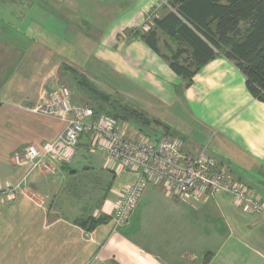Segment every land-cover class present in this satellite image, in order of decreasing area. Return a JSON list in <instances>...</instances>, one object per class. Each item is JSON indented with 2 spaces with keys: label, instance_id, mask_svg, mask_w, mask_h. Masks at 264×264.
<instances>
[{
  "label": "crops",
  "instance_id": "crops-1",
  "mask_svg": "<svg viewBox=\"0 0 264 264\" xmlns=\"http://www.w3.org/2000/svg\"><path fill=\"white\" fill-rule=\"evenodd\" d=\"M165 1L0 0V187L15 190L0 197V264H264V208L252 212L227 191L183 196L162 181L148 182L128 221L114 228L112 205L137 171L116 166L88 136L52 173L12 160L64 127L29 108L56 85L60 56L51 46L71 34L81 46H96L93 55L135 81L150 103L180 108L176 124L154 114L155 131L180 138L187 152L206 147L264 204V102L223 54L189 80L170 68L176 50L188 47L153 25L168 13ZM149 12L158 51L141 35ZM122 122L137 137L140 128ZM99 213L105 219L93 227L79 223Z\"/></svg>",
  "mask_w": 264,
  "mask_h": 264
},
{
  "label": "built area",
  "instance_id": "built-area-1",
  "mask_svg": "<svg viewBox=\"0 0 264 264\" xmlns=\"http://www.w3.org/2000/svg\"><path fill=\"white\" fill-rule=\"evenodd\" d=\"M41 99L29 110L61 119L64 127L52 141L30 143L15 152L13 162L30 163L52 173L73 160L81 137L88 136L92 148L102 152L116 166L137 171L135 181L124 188L112 205L110 216L114 228L128 221L148 182L162 181L172 192L183 196L198 191H227L236 203H243L252 212L264 208L255 191L234 179L225 165L218 164L207 153L206 147L187 152L178 137L129 136L121 121L113 116L103 112L96 114L92 107L75 103L66 85L43 90ZM14 192L10 186L0 187V197L13 196Z\"/></svg>",
  "mask_w": 264,
  "mask_h": 264
},
{
  "label": "trees",
  "instance_id": "trees-1",
  "mask_svg": "<svg viewBox=\"0 0 264 264\" xmlns=\"http://www.w3.org/2000/svg\"><path fill=\"white\" fill-rule=\"evenodd\" d=\"M167 6L168 13L161 19L153 18L152 23L188 47L177 49L169 59V66L177 75L189 80L200 66L223 54L242 72L249 93L264 102V0H169ZM144 32V41L158 51L155 29L149 27ZM61 67L84 76L78 84L86 86L99 100L109 98L107 93L96 90L84 72L64 63ZM92 108L96 114L107 113L118 121H129L130 116H135L136 121L146 119L134 107L122 115L101 106ZM104 219L103 215L91 216L79 223L91 228Z\"/></svg>",
  "mask_w": 264,
  "mask_h": 264
},
{
  "label": "rangeland",
  "instance_id": "rangeland-1",
  "mask_svg": "<svg viewBox=\"0 0 264 264\" xmlns=\"http://www.w3.org/2000/svg\"><path fill=\"white\" fill-rule=\"evenodd\" d=\"M166 3L167 0L165 1V4ZM151 16H153L152 12H149L145 15L146 23L144 22L141 28L143 30L142 32L149 29L151 24L148 21H150ZM67 36L68 38H66L63 42H58L51 46L53 47L54 52L60 56L58 58L60 65L59 69L57 70V83L54 86H68L71 90L72 100L75 103L90 107L101 106L103 109L114 110L121 115L125 112H129L127 110H132L133 107L139 109L147 120L144 119L143 121H136L137 119H133L135 116H130L129 122L134 123L135 126L140 128L139 130L141 131H138L137 135L140 137L147 135L150 138L158 139L163 135L161 134L164 133L161 132L162 129H160V132H157L154 129L155 115H159L160 118H162L161 120L169 125L176 124L178 122L175 116L177 115V112H179L180 108L179 110H176L175 108L162 106L159 103L156 105L150 103L149 100L139 92L141 88L139 89V86L135 81L128 80L126 76L119 74L111 66H107L106 63L100 61L93 55L94 53L92 52H94L96 46H89L88 44H86L88 46H81L78 41L72 39L71 34H68ZM71 41L73 44H71ZM63 58L77 63L83 69L90 71V74L92 75L91 79L95 84L93 82L92 83L96 90L107 93L109 98L99 100V98L93 92L87 90L86 86L82 87L79 85V80H82L84 76L76 72L71 73V70H65L64 67H61V64L63 65L64 63L69 65V67L72 66L76 68L70 62L63 60ZM76 70L83 72L79 68H76ZM138 102H140L142 105ZM178 116L180 115L178 114ZM121 124L124 128L127 127L125 123L122 122ZM163 126H160V128H163Z\"/></svg>",
  "mask_w": 264,
  "mask_h": 264
}]
</instances>
